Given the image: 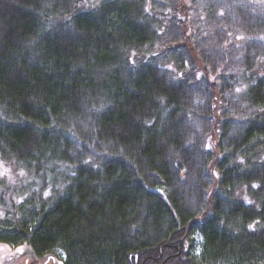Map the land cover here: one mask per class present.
I'll use <instances>...</instances> for the list:
<instances>
[{
  "label": "trees",
  "instance_id": "16d2710c",
  "mask_svg": "<svg viewBox=\"0 0 264 264\" xmlns=\"http://www.w3.org/2000/svg\"><path fill=\"white\" fill-rule=\"evenodd\" d=\"M93 4L0 0V241L264 264V0Z\"/></svg>",
  "mask_w": 264,
  "mask_h": 264
},
{
  "label": "rangeland",
  "instance_id": "374dc122",
  "mask_svg": "<svg viewBox=\"0 0 264 264\" xmlns=\"http://www.w3.org/2000/svg\"><path fill=\"white\" fill-rule=\"evenodd\" d=\"M95 4H98L102 0H94ZM257 2L260 0H251ZM262 32V31H261ZM258 35V34H257ZM264 40V32L260 33V37ZM6 170V171H5ZM22 170L17 168L13 163H7L0 158V179H5L10 184L17 183L22 175ZM1 188V187H0ZM2 210H0V214ZM194 254H197L200 248V238L196 236L194 238ZM23 252L25 253L24 255ZM30 248L26 244H20L13 246L9 243L0 241V264H25L23 260L26 256H29ZM32 255V254H31ZM63 252L59 249H55L53 252L49 251L39 256H33L29 260L39 264H61L63 259Z\"/></svg>",
  "mask_w": 264,
  "mask_h": 264
},
{
  "label": "flooded vegetation",
  "instance_id": "af4514ba",
  "mask_svg": "<svg viewBox=\"0 0 264 264\" xmlns=\"http://www.w3.org/2000/svg\"><path fill=\"white\" fill-rule=\"evenodd\" d=\"M23 260L26 262L25 264H29L31 262V260H29L28 258H24ZM33 264H39V263L34 262Z\"/></svg>",
  "mask_w": 264,
  "mask_h": 264
},
{
  "label": "snow or ice",
  "instance_id": "6c2138e0",
  "mask_svg": "<svg viewBox=\"0 0 264 264\" xmlns=\"http://www.w3.org/2000/svg\"><path fill=\"white\" fill-rule=\"evenodd\" d=\"M6 171V170H5ZM23 174V173H22Z\"/></svg>",
  "mask_w": 264,
  "mask_h": 264
}]
</instances>
